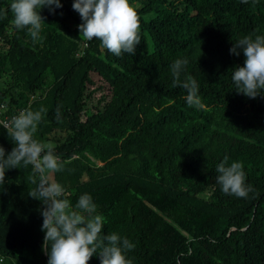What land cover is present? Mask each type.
<instances>
[{
    "label": "trees",
    "instance_id": "16d2710c",
    "mask_svg": "<svg viewBox=\"0 0 264 264\" xmlns=\"http://www.w3.org/2000/svg\"><path fill=\"white\" fill-rule=\"evenodd\" d=\"M13 2L0 0V104L12 114L47 108L34 138L63 162L54 179L73 206L90 194L104 234L136 245L133 264H264V95L237 94L231 69L244 56L230 53L264 35V0H130L141 43L121 57L80 38L74 0L41 11L37 42L12 24ZM177 58L189 61L181 80L197 81L199 109L172 87ZM0 145L6 155L14 147L1 125ZM225 156L244 165L248 198L216 183ZM31 174L10 169L0 182V262L48 264Z\"/></svg>",
    "mask_w": 264,
    "mask_h": 264
},
{
    "label": "clouds",
    "instance_id": "9594fccd",
    "mask_svg": "<svg viewBox=\"0 0 264 264\" xmlns=\"http://www.w3.org/2000/svg\"><path fill=\"white\" fill-rule=\"evenodd\" d=\"M247 4L248 0H241ZM60 0H14L10 5L12 24L17 30H27L33 42L42 39L45 8L54 15L62 8ZM73 10L78 12L82 23L78 25L80 38L87 41L96 38L100 46L116 57L123 54L135 55L141 43L140 17L130 0H74ZM62 15V13H61ZM244 56L243 66L237 65L232 71V81L237 94L255 99L264 92V35H246L237 40L230 53ZM189 61L177 58L170 65L173 78L172 87H180L187 93L185 101L190 108H201L197 81L186 75L181 80ZM41 106L13 115L3 121V128L13 143L12 151L0 145V182L5 181L6 171L32 167L29 180L36 185L30 190V197L42 202L40 213L43 217V249L48 256V264H89L98 255L101 264H133L127 253L136 245L115 232L104 234L105 217L97 213V205L90 194H82L73 206L66 197L65 188L54 179V174L64 170L63 162L55 154L51 143L35 139L38 125L47 113ZM57 121L60 112L57 109ZM216 183L225 195L248 198L255 192L246 183V173L242 162L229 164V158L216 167Z\"/></svg>",
    "mask_w": 264,
    "mask_h": 264
},
{
    "label": "built area",
    "instance_id": "2783aa9c",
    "mask_svg": "<svg viewBox=\"0 0 264 264\" xmlns=\"http://www.w3.org/2000/svg\"><path fill=\"white\" fill-rule=\"evenodd\" d=\"M87 47H88V44L84 43L82 50L77 55L78 56L83 55L84 54V50ZM19 113H20V111L17 112V113H14V114L9 113V107L7 105H5V104H0V125L3 126V124H2L3 121H8V120L11 119V117L13 115H18Z\"/></svg>",
    "mask_w": 264,
    "mask_h": 264
},
{
    "label": "rangeland",
    "instance_id": "374dc122",
    "mask_svg": "<svg viewBox=\"0 0 264 264\" xmlns=\"http://www.w3.org/2000/svg\"><path fill=\"white\" fill-rule=\"evenodd\" d=\"M60 1H65V0H60ZM2 85H3V81L0 82V90L2 88ZM0 264H22V263H20L18 261H15V260H12V261H10V260H5V261L1 260Z\"/></svg>",
    "mask_w": 264,
    "mask_h": 264
}]
</instances>
